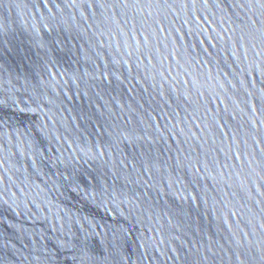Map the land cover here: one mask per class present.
<instances>
[{
    "label": "water",
    "instance_id": "water-1",
    "mask_svg": "<svg viewBox=\"0 0 264 264\" xmlns=\"http://www.w3.org/2000/svg\"><path fill=\"white\" fill-rule=\"evenodd\" d=\"M0 264H264V0H0Z\"/></svg>",
    "mask_w": 264,
    "mask_h": 264
}]
</instances>
